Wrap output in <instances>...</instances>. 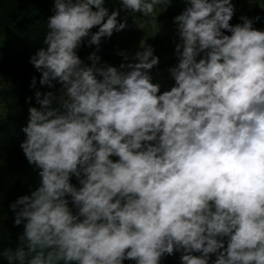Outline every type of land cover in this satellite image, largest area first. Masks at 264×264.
Returning a JSON list of instances; mask_svg holds the SVG:
<instances>
[{"label":"clouds","instance_id":"1","mask_svg":"<svg viewBox=\"0 0 264 264\" xmlns=\"http://www.w3.org/2000/svg\"><path fill=\"white\" fill-rule=\"evenodd\" d=\"M172 3L54 0L30 63L55 91L26 101L20 147L39 181L10 204L23 231L0 252L8 264H162L177 252L180 264H264L260 16L233 25V0H184L169 90L153 82L161 60L145 39L118 51L119 66L98 55L128 27L120 9L158 34V6Z\"/></svg>","mask_w":264,"mask_h":264},{"label":"trees","instance_id":"2","mask_svg":"<svg viewBox=\"0 0 264 264\" xmlns=\"http://www.w3.org/2000/svg\"><path fill=\"white\" fill-rule=\"evenodd\" d=\"M54 0H0V7L8 8L10 13L9 24L3 26L0 30L1 34L11 35L4 43L6 52L10 55L0 65V72L9 70L18 71L15 84L5 93L4 102L9 103V107L5 112V116H0V252L5 247H15L18 242V234L23 231V225L14 224V213L10 208V204L19 196L31 194L39 181L38 173L34 167L30 165L20 147L21 142L25 139L22 129L27 124L29 104L26 102L28 97H32V105H35V92L39 89L47 92V86L39 83L40 73L30 63V58L37 53L40 48L46 47L44 41L47 35L46 21L53 14L52 5ZM106 6L110 12L119 8V0H106ZM185 6L184 0H173L170 10L178 9ZM160 7L158 6L157 17L159 16ZM247 16L255 18L260 16L259 20H255L254 27L264 29V10L254 9L247 13L235 14L230 22L233 25L241 23L240 17ZM121 22L127 20L128 27L122 31L115 32L111 38H102L98 55L115 66H119L122 57L118 55V51L127 50L131 52L140 45L141 41L152 40L150 44L154 48L159 46L156 54H161L174 65L178 63L175 55V49L167 42V37L161 36L147 25L142 30L138 24L143 22L140 14H130L120 9L118 18ZM93 31H98V27ZM226 31V30H225ZM230 34V33H227ZM96 51V45L89 46L87 41L79 49L78 54L86 62L91 63L87 57ZM20 68L29 69L28 72L20 70ZM37 77L36 87H31L32 77ZM172 79L169 89L174 85ZM57 88L59 85L57 84ZM168 89V90H169ZM73 183L78 184L75 178ZM180 253L175 256H166L162 264H180ZM0 264H8L3 256H0ZM125 264H135L134 261H125Z\"/></svg>","mask_w":264,"mask_h":264},{"label":"rangeland","instance_id":"3","mask_svg":"<svg viewBox=\"0 0 264 264\" xmlns=\"http://www.w3.org/2000/svg\"><path fill=\"white\" fill-rule=\"evenodd\" d=\"M233 3L236 5V13L235 14H243L247 13L254 9H261L264 7V0H252L250 4V0H233ZM185 6H182L178 9L170 10L168 9L166 12H162L159 10V16L157 20L163 26L161 36L167 37V42L169 45H172L175 49V44L179 42V38L175 35V25L173 24V18L180 14L184 10ZM262 10V9H261ZM10 13L8 8H1L0 7V30L3 29V26L9 24V17L7 14ZM11 35L9 34H1L0 33V65L3 64L7 59H10V55L6 52L4 48V43L9 39ZM146 43L149 45L153 43L152 40H146ZM140 47L137 46L136 49L132 50L131 52H135ZM159 46L155 49L158 50ZM158 48V49H157ZM160 57L161 63L157 69L153 70L154 81L161 84V91L168 90L172 81L171 75L168 72V69L173 66L170 60H167L166 57L162 56L160 53L156 54ZM20 70H25L26 72L29 69L20 68ZM159 72V75H157ZM18 71L9 70L5 72H0V116L4 117L5 112L9 107V103H5L3 93H5L10 87L13 86L17 81H15L16 77L18 76Z\"/></svg>","mask_w":264,"mask_h":264}]
</instances>
